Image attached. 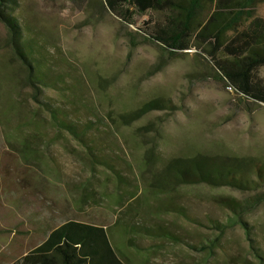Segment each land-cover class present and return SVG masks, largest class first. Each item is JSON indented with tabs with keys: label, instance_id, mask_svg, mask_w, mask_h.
<instances>
[{
	"label": "rangeland",
	"instance_id": "1",
	"mask_svg": "<svg viewBox=\"0 0 264 264\" xmlns=\"http://www.w3.org/2000/svg\"><path fill=\"white\" fill-rule=\"evenodd\" d=\"M146 21L114 15L105 0H0V264L66 220L107 228L126 264H258L241 224L210 257L201 249L219 235L210 220L229 216L264 249V103L237 94L200 54L154 42ZM15 45L60 82L27 85ZM155 99L170 107L124 124ZM46 103L93 122L87 143L55 128ZM199 154L227 158L245 187L171 185L169 162ZM128 220L179 240L132 238Z\"/></svg>",
	"mask_w": 264,
	"mask_h": 264
},
{
	"label": "trees",
	"instance_id": "2",
	"mask_svg": "<svg viewBox=\"0 0 264 264\" xmlns=\"http://www.w3.org/2000/svg\"><path fill=\"white\" fill-rule=\"evenodd\" d=\"M264 0H105L114 15L125 18V12L147 17L148 37L173 53L188 54L194 51L206 58L234 91L243 98L264 103V79L257 75L264 66V17L258 15V7ZM13 28L15 25L9 22ZM15 52L25 68V82L31 87H51L60 82L48 67L34 65L32 54L15 45ZM168 101L159 99L144 103L129 114L121 115L124 124L134 122L145 114L168 109ZM52 125L68 132L82 144L87 143V132L93 122L78 124L70 120L65 109L46 103ZM91 144V143H90ZM106 164V163H103ZM166 175L171 185H198L230 187L241 190L246 181L224 156L176 158L169 162ZM176 213H182L176 209ZM219 232L216 242L202 247L209 256L218 246L221 235L236 224L244 226L249 249L258 264H264V249L251 237V231L239 218L229 216L225 222L210 220ZM122 226L135 237L179 240L161 225L124 221ZM220 236V237H219ZM129 246L140 250L133 239ZM193 246L194 245H190ZM210 257V256H209ZM11 264H126L116 253L109 238L108 229L77 220H66L53 229L46 239ZM197 264H207L206 260Z\"/></svg>",
	"mask_w": 264,
	"mask_h": 264
},
{
	"label": "crops",
	"instance_id": "3",
	"mask_svg": "<svg viewBox=\"0 0 264 264\" xmlns=\"http://www.w3.org/2000/svg\"><path fill=\"white\" fill-rule=\"evenodd\" d=\"M257 12H258V15L264 17V2L261 3V4L259 5V7H258V11H257ZM56 227H57V226H56ZM56 227H55V228H56ZM55 228H53V229H55ZM53 229H52V230H53ZM52 230H50L49 233H50ZM49 233L47 234V236L49 235ZM47 236H46V237H47ZM45 239H46V238H45ZM45 239H44V240H45ZM44 240H43V241H44ZM43 241H42V242H43ZM42 242H41V243H42ZM41 243H40V244H41Z\"/></svg>",
	"mask_w": 264,
	"mask_h": 264
}]
</instances>
